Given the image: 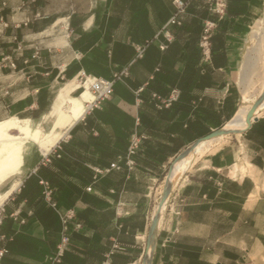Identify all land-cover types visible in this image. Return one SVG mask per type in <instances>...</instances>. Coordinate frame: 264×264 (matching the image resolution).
Instances as JSON below:
<instances>
[{
    "label": "crops",
    "instance_id": "0c3cea01",
    "mask_svg": "<svg viewBox=\"0 0 264 264\" xmlns=\"http://www.w3.org/2000/svg\"><path fill=\"white\" fill-rule=\"evenodd\" d=\"M173 1L0 0V122L29 119L51 132L67 86L85 76L115 81L113 95L64 130L47 159L25 166L0 206V249L8 250L0 264H55L60 215L68 211L80 227L62 264H105L108 257L135 264L133 236L147 229L153 186L236 115L242 49L260 0H229L204 51L203 24L183 28L182 36L175 27L163 30ZM207 1L191 2L190 13H206ZM173 90L178 100L156 107L153 94L167 98ZM239 134L180 179L152 264H264V108ZM135 138L140 148L127 167ZM113 163L122 169H110ZM41 181L53 188L52 203Z\"/></svg>",
    "mask_w": 264,
    "mask_h": 264
},
{
    "label": "bare ground",
    "instance_id": "6f19581e",
    "mask_svg": "<svg viewBox=\"0 0 264 264\" xmlns=\"http://www.w3.org/2000/svg\"><path fill=\"white\" fill-rule=\"evenodd\" d=\"M262 70L259 69L260 67ZM262 71V72H261ZM95 79L87 78L83 84L75 83L65 88L57 100L53 116L55 126L51 132L42 127H35L29 119L11 117L0 122V186L12 179V189L7 194L0 193V206L19 184L25 166L28 167L33 157H47L52 147L61 140L63 131L75 126L96 104V97L91 91ZM238 85L244 102L236 115L217 132V136L195 143L173 165L165 178L162 198L155 207L147 249L143 264H152L153 246L166 209L171 192L180 179L188 173L202 158L229 143L231 134L239 136L250 125L249 116H254L264 108V19L261 24L253 25L242 49V66L238 75ZM78 93V96L74 95ZM37 149L35 156L34 150ZM238 170V166L236 167ZM13 193V192H12Z\"/></svg>",
    "mask_w": 264,
    "mask_h": 264
},
{
    "label": "rangeland",
    "instance_id": "374dc122",
    "mask_svg": "<svg viewBox=\"0 0 264 264\" xmlns=\"http://www.w3.org/2000/svg\"><path fill=\"white\" fill-rule=\"evenodd\" d=\"M172 4L174 6V1L172 2ZM207 4H208V11L206 10V13H204L202 7L200 9H197V10H199V11H197V18L195 17V14L193 15L192 12L190 13V10H189L190 9V5H189L188 8L186 9V11L181 16V21H182L181 25H172V24H170V19H171L170 18L169 21L167 22V24L165 25L163 30H168L169 27L170 28L171 27H175L179 31L178 34L180 36H182L181 30L183 28H185L187 26H191L193 24H198V25L203 24L204 25V27H203L204 30H207V29L212 30L213 28H215V26L217 24L224 23V20H225L226 14H227V10L229 8V0H208ZM172 13L173 14L175 13V6H174V10H173ZM255 13L256 14H254L253 18L250 20L247 35L251 32L253 25L261 24L263 19H264V0H260L259 1L258 9L255 11ZM173 14H172V16H173ZM161 34L162 33H159L158 35L160 36ZM209 35H211V31L210 32L209 31L208 32L204 31L202 33L200 47H201V49L203 51L208 46L207 44H204V43L209 41ZM204 36L207 37L206 40L204 39ZM171 37L174 40L175 35L171 33V36H168L167 38L171 39ZM259 67H260V65H259ZM260 70H262L261 67L259 69V72H260ZM79 82L81 84H83L84 83V79L82 80V78H80ZM235 87H236L235 93L237 94V99H238V108L237 109H240L239 107L242 106V104L244 102V99H243V96H242V93H241V88L239 87V85H237ZM44 129L46 131H48L49 130V126L44 127ZM218 131H215V132H218ZM234 135L235 134H231L232 139H233ZM230 141H232L231 138L229 139V142ZM221 148H215L214 151L210 152L207 155V157H205L204 159H209L212 155H214ZM198 166L196 168H194L192 171H190L189 173H187L186 175L188 176V175L194 173L197 168H200ZM172 167H173V165L171 166L170 170L172 169ZM170 170L168 171V173L170 172ZM168 173H167V175H168ZM165 178H163V180L161 182H159V186H157V188L155 186H153L152 193H151L153 202H152V206L150 208V211L148 213V218L146 220L147 223H148L147 229L144 230V232L135 233L134 236H133L134 239H135V245L137 246V248H136L137 250H135V252L138 255V258H137V261H136L135 264H142V256L146 252L147 242H148L147 239H148L149 232L151 230V223H152V216H153L154 208L156 207L157 204L160 203L159 201H161V198H162V194L161 193H162V188L164 187ZM179 182L177 183V185L173 189V191L177 189V186H178ZM173 191L171 192L170 197H169V199L167 201V205H166V209L164 211L163 219L166 218V215H167V213L169 211L168 210V204L170 202L171 195H172ZM162 226H163V220H162L160 229L162 228ZM141 235L142 236L144 235V240L141 239V238L138 239V236L142 237ZM132 240H133V238H132ZM62 262L60 264H62Z\"/></svg>",
    "mask_w": 264,
    "mask_h": 264
},
{
    "label": "built area",
    "instance_id": "2783aa9c",
    "mask_svg": "<svg viewBox=\"0 0 264 264\" xmlns=\"http://www.w3.org/2000/svg\"><path fill=\"white\" fill-rule=\"evenodd\" d=\"M193 1H197V0H188V1L175 0L174 1L175 13L173 14V16L170 19V24L181 25L182 24L181 16L186 11L189 4ZM205 31L208 32L209 29H207ZM204 39L206 40L207 38H204ZM204 44H207V42H205ZM143 53H144V49L139 48L138 54L142 55ZM11 66L15 67V64L11 63ZM123 74H127L126 71L123 72ZM83 79H84V82L87 81L86 76ZM114 85H115L114 80H107V79H103V78H96L95 79V81L91 85V91L93 92L94 96L96 97V104L94 106L100 104L104 100L109 99L113 95ZM143 90H144V88H141L139 90V92L141 93ZM152 98L156 102V107H158L160 109L161 108H168L175 101L178 100L179 91L173 90L167 98H164V97L160 96L159 94L155 93V94H153ZM140 143H141V139L135 138L131 142V144L129 145L128 152H127V159L125 162V165L127 167H132L134 165L133 157L138 153V150L140 148ZM45 159H47V157ZM110 169L120 170V169H122V166L117 164V163H113L110 166ZM40 183L43 187V194H44L45 198L49 202L52 203L53 188L51 187L50 183L47 181H41ZM88 191H91V188H88ZM53 206L55 207L56 205L53 204ZM3 212H4V208L0 207V222H1V217H2ZM74 219H75V214L71 211H68V212L60 215L61 238H60V242L56 248L55 257L53 260L55 264H60L63 261V258L65 256V252H66V246L70 243L74 230L76 228L80 227V225L74 223ZM7 252H8V250L5 248L0 249V260L7 254ZM105 264H110L109 257H108L107 261L105 262Z\"/></svg>",
    "mask_w": 264,
    "mask_h": 264
},
{
    "label": "water",
    "instance_id": "95a60500",
    "mask_svg": "<svg viewBox=\"0 0 264 264\" xmlns=\"http://www.w3.org/2000/svg\"><path fill=\"white\" fill-rule=\"evenodd\" d=\"M251 118H252V115L249 116V119H250V120H249V123H250V124H251V121H252ZM233 134H236V133H233ZM217 135H218L217 132H214V133H212L210 136H208L207 138L215 137V136H217Z\"/></svg>",
    "mask_w": 264,
    "mask_h": 264
}]
</instances>
